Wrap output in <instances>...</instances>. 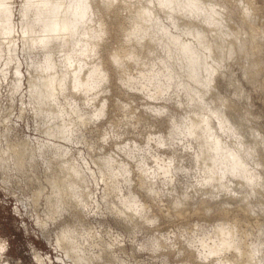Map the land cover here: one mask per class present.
<instances>
[{"label":"clouds","instance_id":"9594fccd","mask_svg":"<svg viewBox=\"0 0 264 264\" xmlns=\"http://www.w3.org/2000/svg\"><path fill=\"white\" fill-rule=\"evenodd\" d=\"M0 264H264V0H0Z\"/></svg>","mask_w":264,"mask_h":264}]
</instances>
